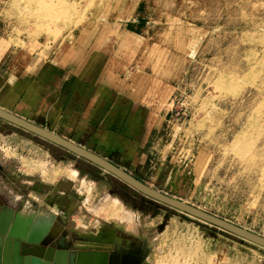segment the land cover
I'll return each instance as SVG.
<instances>
[{
	"label": "rangeland",
	"instance_id": "obj_1",
	"mask_svg": "<svg viewBox=\"0 0 264 264\" xmlns=\"http://www.w3.org/2000/svg\"><path fill=\"white\" fill-rule=\"evenodd\" d=\"M0 47V74L37 59L63 86L70 130L35 124L264 237V0H0ZM0 183L5 207L55 214L58 249L98 240L141 264H174L189 247L195 264H264L263 246L2 118Z\"/></svg>",
	"mask_w": 264,
	"mask_h": 264
},
{
	"label": "water",
	"instance_id": "obj_2",
	"mask_svg": "<svg viewBox=\"0 0 264 264\" xmlns=\"http://www.w3.org/2000/svg\"><path fill=\"white\" fill-rule=\"evenodd\" d=\"M0 118L86 158L147 197L215 224L264 247L263 236L154 189L113 162L54 131L27 121L3 108H0ZM55 218V214L50 211H46L44 214H36L34 211L25 213L23 210L16 211L0 203V239L4 244L0 264H10L12 242H15L16 247L14 264H141L138 250L119 252L113 249L112 244L107 243L81 240L75 244L74 251L54 247L49 244L47 239L49 234L54 231Z\"/></svg>",
	"mask_w": 264,
	"mask_h": 264
},
{
	"label": "crops",
	"instance_id": "obj_3",
	"mask_svg": "<svg viewBox=\"0 0 264 264\" xmlns=\"http://www.w3.org/2000/svg\"><path fill=\"white\" fill-rule=\"evenodd\" d=\"M2 50L3 48L0 47V71L2 70L4 65V62L2 60ZM38 63L39 62L37 61V59L35 61L31 59L28 63L26 62L21 66L12 65L0 74V107L5 108L10 112L22 118H25L33 123L40 115H45L50 119L51 129L56 130L64 127L65 132H67L68 130H70V128L62 125V123L64 122L62 113L64 115H69L70 111L64 110V100L62 101V99L60 100L59 98L60 96H62L61 93L63 92V86L62 84L58 83L56 84V86H53V82H51V78L49 76L54 72V69L44 70L40 68L43 66L44 62H42V66L37 65ZM103 83L104 84H101L102 86H100L101 88H103L109 93L111 92V90L113 91V87L109 86V84L104 81ZM104 90H102V92ZM47 96L55 100L51 107L48 105ZM97 105L102 107V99L100 102L97 103ZM89 113V109H80L79 111H75V114H78L75 115V117H77L76 124L79 128L84 127L87 124V121L85 119V121H81L83 119L79 118V116L82 114V117L88 118V115H90ZM75 119L76 118H74L70 122H73ZM110 121L111 123H113V117H111ZM103 142H105V145H109L110 148H113V132H110V135L106 136ZM110 161L113 162V159L111 158ZM1 186L3 185L0 183V194H3L4 192L3 190H1ZM12 201L13 203H16L22 200H20L19 195H14ZM28 201L35 202L37 200H34V198L29 197ZM3 202L5 201H3V199L1 198L0 203L3 204ZM14 210L17 211L19 209ZM29 211L32 210H27L24 212L28 213ZM3 248L4 244L1 243V262V256L4 250ZM15 249V242H12L11 255L9 258L10 264L15 263Z\"/></svg>",
	"mask_w": 264,
	"mask_h": 264
},
{
	"label": "bare ground",
	"instance_id": "obj_4",
	"mask_svg": "<svg viewBox=\"0 0 264 264\" xmlns=\"http://www.w3.org/2000/svg\"><path fill=\"white\" fill-rule=\"evenodd\" d=\"M1 108V107H0ZM12 113V112H11ZM14 114V113H13ZM16 115V114H15ZM25 119V118H24ZM27 120V119H26ZM27 121H29V120H27ZM31 122V121H30ZM33 123V122H32ZM46 170V169H45ZM62 170V169H61ZM46 173V172H45ZM62 172H55V176L56 175H58V174H61ZM74 173V172H73ZM70 174V173H69ZM75 175V174H74ZM113 212H115V208L113 209ZM112 214V213H111ZM120 220V219H119ZM121 221V220H120ZM121 223V225H123V224H125V223H122V221L120 222ZM89 242H98V243H107V242H102V241H96V240H89ZM0 244H1V239H0ZM107 244H109V243H107ZM148 246V245H147ZM144 247V248H142V249H145L144 251H145V254L147 255V257L149 258V256H151V253H150V251H149V246L148 247ZM139 249V248H138ZM197 249H198V247H197ZM191 250H193L192 249V247H189L188 248V250H184V257H183V259L181 260V259H179V260H177V259H174V264H189L188 263V261H186L185 262V259H190L191 261H192V264H195L196 262H198V260H196V261H194V258H193V255H192V251ZM116 251H118V250H116ZM119 252H121V251H119ZM153 254V253H152ZM193 254H198L199 255V252L197 251V253H193ZM185 258V259H184ZM204 259V258H203ZM161 264H168L165 260H164V262L163 261H161Z\"/></svg>",
	"mask_w": 264,
	"mask_h": 264
},
{
	"label": "flooded vegetation",
	"instance_id": "obj_5",
	"mask_svg": "<svg viewBox=\"0 0 264 264\" xmlns=\"http://www.w3.org/2000/svg\"><path fill=\"white\" fill-rule=\"evenodd\" d=\"M54 232V231H53ZM82 240H84V239H82Z\"/></svg>",
	"mask_w": 264,
	"mask_h": 264
}]
</instances>
